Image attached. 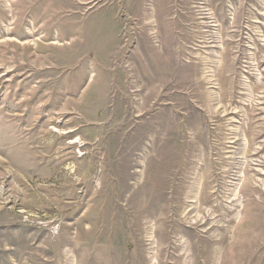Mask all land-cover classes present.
Segmentation results:
<instances>
[{
  "label": "rangeland",
  "instance_id": "1",
  "mask_svg": "<svg viewBox=\"0 0 264 264\" xmlns=\"http://www.w3.org/2000/svg\"><path fill=\"white\" fill-rule=\"evenodd\" d=\"M0 264H264V0H0Z\"/></svg>",
  "mask_w": 264,
  "mask_h": 264
}]
</instances>
